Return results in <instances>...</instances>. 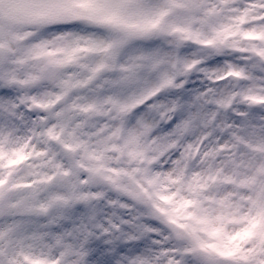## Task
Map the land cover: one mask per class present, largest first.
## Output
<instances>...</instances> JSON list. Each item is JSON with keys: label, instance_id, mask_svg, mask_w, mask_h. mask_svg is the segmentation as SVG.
<instances>
[{"label": "clouds", "instance_id": "obj_1", "mask_svg": "<svg viewBox=\"0 0 264 264\" xmlns=\"http://www.w3.org/2000/svg\"><path fill=\"white\" fill-rule=\"evenodd\" d=\"M64 2L84 15L12 20L0 0V264H202L201 244L264 264V0L147 30L166 0H128L117 32L87 12L119 0ZM68 33L124 44L65 62Z\"/></svg>", "mask_w": 264, "mask_h": 264}, {"label": "snow or ice", "instance_id": "obj_2", "mask_svg": "<svg viewBox=\"0 0 264 264\" xmlns=\"http://www.w3.org/2000/svg\"><path fill=\"white\" fill-rule=\"evenodd\" d=\"M128 0H119L118 3L108 5H96L88 9L87 18L105 23L109 29L113 32L123 31L129 27L128 21L122 15V10L127 7ZM190 3L199 8L206 6L208 9V16H211L216 12L219 0H166L164 7L157 6L151 9H140L139 14L144 17L142 27L147 30L148 28L155 27L160 23V18L166 15V11H171L176 8H187ZM77 6L74 4L65 3L64 0H50L47 4L34 3L33 0H9L8 17L9 19L16 20L20 18H31L41 13H45L54 18H68L75 19L84 15V13L78 12ZM68 36H73V47L67 54L66 60L71 61L75 57L74 52L81 50L79 41L83 40V50L90 54H101L112 52L115 54V50L123 46L124 41L122 39H105L103 37L88 36L80 37L74 33H68ZM248 35V33H245ZM264 55V53H261ZM131 60H146L151 61V69L155 70L160 61L154 59V54L139 55L131 57ZM60 63V62H56ZM107 65L101 61L95 67L90 69L92 76L105 69ZM125 70L133 72L137 67L135 63H130L126 66H122ZM258 216H264V212H258ZM258 219L251 221L252 227H255L258 223ZM218 230H213L211 235H217ZM250 231L246 230L244 235H249ZM202 250V264H226L225 257H230L232 253H225L221 251L215 245L201 244ZM230 264V262H229Z\"/></svg>", "mask_w": 264, "mask_h": 264}]
</instances>
